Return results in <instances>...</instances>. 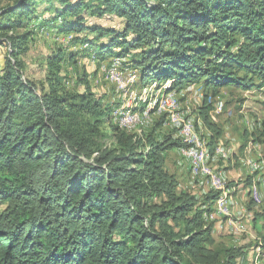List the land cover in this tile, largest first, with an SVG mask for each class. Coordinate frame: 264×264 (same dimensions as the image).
<instances>
[{"label":"trees","instance_id":"obj_1","mask_svg":"<svg viewBox=\"0 0 264 264\" xmlns=\"http://www.w3.org/2000/svg\"><path fill=\"white\" fill-rule=\"evenodd\" d=\"M44 1L0 0V46L11 44L0 64V264L247 263L244 248L219 247L208 221L229 184L203 197L179 192L165 168L166 152L184 146L157 134L166 115L144 137L129 133L117 104L62 72V54L49 58L45 78L25 76L21 55ZM47 1L52 14L39 26L74 33L101 58L125 59L120 70L138 69L142 85L264 90V0ZM96 15L122 27L89 25ZM87 30L95 38H81ZM204 103L213 151L224 132Z\"/></svg>","mask_w":264,"mask_h":264},{"label":"rangeland","instance_id":"obj_2","mask_svg":"<svg viewBox=\"0 0 264 264\" xmlns=\"http://www.w3.org/2000/svg\"><path fill=\"white\" fill-rule=\"evenodd\" d=\"M4 2L6 3L7 1ZM55 2L54 4H56V6L60 4L58 0H55ZM49 4L50 3L46 0L37 6V14L39 17L34 18L30 24V29L34 30L35 33L30 37L21 55V58L26 63L25 76L36 80L45 78L49 58L52 55L62 54V61L60 63L62 72L74 79H89L97 95L104 96L105 101L110 104H117L114 114L116 120L119 122L120 110L126 108L136 109V111H139V109L143 110L148 107L147 100L149 98H154L164 93L159 92L154 95V91L151 90L153 86L157 89L162 88L160 85L163 84L164 87H167L169 82H162L158 87L155 85L158 84L157 82H150L146 85H142L138 79L140 78L138 69L132 67L131 70L126 73L123 69L120 70L121 75H124V81L128 84V87L125 89L126 91L123 90L111 75V70L113 68L119 67L118 69H120V67H122L123 61L117 59V56L114 55L101 58L97 54V47H90L88 42H77L74 33H62L59 31L58 27H52L50 25L39 26L43 20H46V18L52 14L50 11L45 12V9L50 6ZM33 17H35V15ZM87 23L89 25L101 24L104 26L122 27V20L116 16L113 18L109 16L101 18L96 15L89 18ZM57 24L58 23L55 25ZM59 25L60 24H58V26ZM86 37L89 39L95 38V34L87 30L81 35V38ZM10 50V43L0 46L1 65L4 64L5 58ZM133 52L137 54L139 51L134 50ZM135 77H137L136 81H132ZM77 83L78 82L75 84V88L80 90L85 89L83 83H80V85ZM178 91L180 92L177 93L176 98L178 100L175 107L181 113L180 119L184 120L186 118H191L192 121H195L196 128L198 129L197 132L199 131L198 134L200 136L202 134L203 136L201 137L209 141L211 131L206 127L201 117V110L206 105L204 100L207 98L209 100V105L212 106L210 112L211 118L213 115L216 117L215 120L213 118L212 120L222 126L223 134H228V138H230V148L227 146V143L224 142V147L229 151L228 158H225L226 160L222 158L221 161L214 162V166L218 167V163H221L222 165L220 164V167L223 169L224 167L225 169L230 168V170L233 171L241 168V166L236 164L240 156L247 167L249 165L251 166V163L258 164L260 157L258 153L261 152V156L264 157V90H229L222 87L216 95H213L212 91H207L201 84H191ZM217 102H219L222 107H216ZM123 106L126 107L123 108ZM216 108H218V110ZM163 115H166V121L163 127L156 130L157 134H172L174 137H178V135L181 137L179 133V122L172 123L170 121L172 112L169 111H156L155 114L149 113L144 116L141 122H132L128 124L126 129L129 133L136 134L138 137H144L152 132L155 128V124ZM159 138H161V136ZM253 138H256L257 143L253 141ZM234 142L237 143V145H235V151L232 149ZM251 156L256 159H250L248 165L247 159ZM240 174L242 182H246L248 178H253L255 172L252 168H249V174H247V169ZM262 184L264 188V182ZM181 188H186L189 193L194 194L193 191L185 187L184 183H182V186H179V189ZM263 188L262 190L264 191ZM256 201L251 196L249 197V201H247V203L252 202V205L255 207L252 209L255 210L252 213V217L255 216L256 213L264 214V199L260 204H258V200ZM256 206L258 209H256ZM247 224V231L240 232L239 234H230L229 240L225 238V235L217 239L218 244L221 245L219 247L236 246L244 248L247 253L249 252L247 256L249 261H247V263L240 262V264H264V247L262 246V239L259 234V231L264 232L262 228L264 224V215L260 218L258 226L254 227V219H251Z\"/></svg>","mask_w":264,"mask_h":264},{"label":"crops","instance_id":"obj_3","mask_svg":"<svg viewBox=\"0 0 264 264\" xmlns=\"http://www.w3.org/2000/svg\"><path fill=\"white\" fill-rule=\"evenodd\" d=\"M127 59H130V57H128ZM120 60L124 61L123 58H120ZM131 67L135 69V67H133L131 65L124 67L125 72H128L129 70H131ZM136 79H137V77H135V79H132V81L133 80L136 81ZM163 87H164V85H163ZM151 91H154L155 92L154 94L156 95L157 93L162 91V88L157 89L153 86ZM179 92L180 91H177V93H179ZM124 107H126V106H123V108ZM216 109L218 110V108H216ZM152 114H155V112ZM212 118L214 120L216 119V117L214 115L212 116ZM210 135H211V133H210ZM178 137H179V135H178ZM224 142L227 143V146L230 148V138H228V134H226V135L223 134V137L219 140V143L217 144V146L215 147V149L213 151L211 150V147L209 144L210 153H211L210 157L212 158V161H211L212 165L216 159L218 161L219 160L221 161L222 158H224L223 160H226L228 158L229 151L225 152L224 154L223 153L218 154L216 152V149L218 147H221L222 149L227 151V148L224 147V145H225ZM235 145H237V143L234 142V146L232 148L233 151H235L234 149H236ZM250 159L255 160L256 158H254L252 156L249 157L247 159V164L250 161ZM229 163H230V160H229ZM220 164L221 163H218V165H217L218 167H216L214 165L213 166L216 167V169H218L221 172V176L224 179V186L226 184H229L228 189L223 191L225 198H226L228 213L216 212L215 205H213V211H212L210 217L208 218V221L213 223L212 236H213L214 240L216 241V243H218L217 239H219L223 235H225V238L227 240H229L230 234H239L240 232L247 231V229H248L247 223L250 222L251 219L252 220L254 219V224H253L254 227L258 226V223L260 220L255 221V216L252 217V213H253V211H255L252 209L255 207L253 206L252 209H249L250 202L247 203V201H249L250 196L256 201L257 195H264V191L262 190V188H263L262 183L264 182V172L263 171H260V172L254 171L252 165L250 166L248 164L249 165L248 167L252 168L253 171L255 172V174L253 175V178L251 179V184L249 185V183H247V182H242V178L240 176L241 175L240 173H242V171H245V169H247V174H249V168L243 163L241 156L237 160L236 164H238V166H241L242 169L238 168V170L236 169L233 171L230 170V168L225 169V167H224V169H223L222 167H220L222 164L221 165ZM165 168L170 173H173L176 175V177L178 178V181H179V186H182V183H184L185 187H187L189 190L193 191V193L196 194L197 196L203 197L209 191H213V190H211L207 179L205 182L203 180V178L197 177L192 173L190 161L188 158L183 156V154L180 151V148H174V149H171V150L166 152ZM231 182H234L233 185L231 184ZM230 184H231V186H230ZM178 191L179 192H189L186 190V188L179 189V187H178ZM258 204H260V203L258 202ZM256 209H258L257 206H256ZM248 253H247V256H248ZM247 261H249L248 258H247Z\"/></svg>","mask_w":264,"mask_h":264},{"label":"bare ground","instance_id":"obj_4","mask_svg":"<svg viewBox=\"0 0 264 264\" xmlns=\"http://www.w3.org/2000/svg\"><path fill=\"white\" fill-rule=\"evenodd\" d=\"M118 68L119 67L113 68L111 70V75L117 81L119 86L123 90H125L128 87V84H126L125 81H123V84H121V81H119L117 79V77H116V69H118ZM118 74L121 75L120 69H118ZM176 96H177V91H175V90L171 91V92L159 94L158 96H156V97L151 99V101L148 103V107L145 108V110H143V112L135 111V110H132V109H129V108H126L124 110H120V112H121V114H120V122H119L120 126L126 127L125 122L128 120V118H133V122H136V123L141 122L142 119L144 118V116L148 115L149 113L151 114V110L154 109V108H156V111H158V112H167V111H164V110L168 109L171 97H174V103L177 104V100L178 99L176 98ZM169 112H172V117L170 118V121L173 123L174 122L173 111H169ZM180 117H181V113L180 112L176 113V120H182V119H180ZM184 122H189V130H192V135H195V146H196V149L197 150H201V161H202V163H199L198 156H191V158H188L189 161H190L192 173L195 176H197V173L207 174V169H214V172H210V176L206 177V179H207V181H208V183L210 185V188H211V190L216 191L217 190V186H218V180L222 182L221 185H220V189L223 188L224 179L221 176V172L218 169H216V167H214L211 164L212 158L210 157L211 153H210V147H209L208 140H206L205 138L201 137V136H203L202 134H201V136L198 134L197 128H196V125H195V121H192L191 118H186V119H184ZM179 133H180V136H181L180 138H181V140H182V142L184 144V146H182L180 148V151L183 154V156L187 158L185 151H190V141H185L186 140V129H180ZM216 152L218 154H220V153L224 154L225 152H228V150L225 151L221 147H218L216 149ZM258 156H260L258 164H252L251 163V165H252L254 171H257V172L263 171L264 172V167L261 168V166H264V157L261 156V152L258 153ZM220 189H218V190H220ZM226 204H227L226 203V198H225L224 192H222L221 196L216 200V202L214 204L216 212L228 213V209L224 208ZM210 215L208 216V218L210 217Z\"/></svg>","mask_w":264,"mask_h":264},{"label":"built area","instance_id":"obj_5","mask_svg":"<svg viewBox=\"0 0 264 264\" xmlns=\"http://www.w3.org/2000/svg\"><path fill=\"white\" fill-rule=\"evenodd\" d=\"M116 77L119 81H121V84H123L124 75L118 74V69H116ZM175 106H176V104L174 103V97H171L168 110H164V111H173L174 122H179V129H186V140L185 141H190V151H185L187 158H191V156H198L199 163H202V161H201V150L196 149L195 135H192V130H189V122H184V120H176V113H179V110L176 109ZM216 107H222V106L219 102H217ZM132 122H133V118H128V120L125 122V125L127 126L128 124H130ZM217 161L218 160L216 159L215 162H217ZM263 167L264 166H261V168H263ZM210 172H214V169H207V174L197 173V177L203 178V180L206 182V177L210 176ZM221 183L222 182L218 180L217 190L220 189ZM263 197H264V195H257V200L259 201V203L263 202V199H264ZM224 208H228L227 204L225 205Z\"/></svg>","mask_w":264,"mask_h":264}]
</instances>
